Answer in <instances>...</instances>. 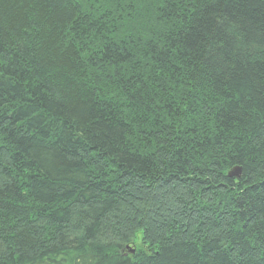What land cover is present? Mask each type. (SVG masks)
<instances>
[{"label": "trees", "instance_id": "trees-1", "mask_svg": "<svg viewBox=\"0 0 264 264\" xmlns=\"http://www.w3.org/2000/svg\"><path fill=\"white\" fill-rule=\"evenodd\" d=\"M0 264H264V0H0Z\"/></svg>", "mask_w": 264, "mask_h": 264}, {"label": "water", "instance_id": "water-1", "mask_svg": "<svg viewBox=\"0 0 264 264\" xmlns=\"http://www.w3.org/2000/svg\"><path fill=\"white\" fill-rule=\"evenodd\" d=\"M241 175V167L240 166H236L234 167L232 170H230L229 172V176L230 177H240Z\"/></svg>", "mask_w": 264, "mask_h": 264}]
</instances>
